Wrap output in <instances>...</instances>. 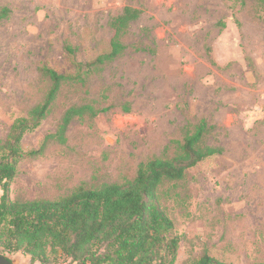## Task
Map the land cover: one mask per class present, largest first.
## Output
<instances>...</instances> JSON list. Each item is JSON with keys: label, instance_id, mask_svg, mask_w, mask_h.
Returning a JSON list of instances; mask_svg holds the SVG:
<instances>
[{"label": "rangeland", "instance_id": "1", "mask_svg": "<svg viewBox=\"0 0 264 264\" xmlns=\"http://www.w3.org/2000/svg\"><path fill=\"white\" fill-rule=\"evenodd\" d=\"M126 7L142 14L121 38L123 53L81 67L110 52L111 23ZM44 68L77 79L23 137L24 152L44 149L18 164L13 201L133 180L142 163L174 157L205 121L202 145L223 153L156 191L179 238L174 264L206 254L264 264V0H0V144L44 102ZM82 107L89 112L62 139L50 137Z\"/></svg>", "mask_w": 264, "mask_h": 264}, {"label": "trees", "instance_id": "2", "mask_svg": "<svg viewBox=\"0 0 264 264\" xmlns=\"http://www.w3.org/2000/svg\"><path fill=\"white\" fill-rule=\"evenodd\" d=\"M5 13L2 15L7 17ZM141 14L138 9L124 8L111 23L110 52L91 64L79 65L91 68L115 60L126 48L122 36ZM42 71L51 82L44 102L28 116L16 119L0 144V253L5 257L22 253L33 264H174L179 238L173 235L174 223L161 209L156 191L163 181L180 180L188 169L223 153L221 148L202 145L209 131L207 123L201 121L196 131L186 136L174 157L142 163L133 180L96 189L80 187L56 201H13L10 185L18 164L44 149L42 146L38 151L24 152L23 137L40 126L61 86L77 79L49 68ZM88 112L89 107L70 108L60 135L50 137L62 139L71 121ZM192 264L228 263L206 254Z\"/></svg>", "mask_w": 264, "mask_h": 264}, {"label": "water", "instance_id": "3", "mask_svg": "<svg viewBox=\"0 0 264 264\" xmlns=\"http://www.w3.org/2000/svg\"><path fill=\"white\" fill-rule=\"evenodd\" d=\"M0 264H14V263L0 253Z\"/></svg>", "mask_w": 264, "mask_h": 264}, {"label": "crops", "instance_id": "4", "mask_svg": "<svg viewBox=\"0 0 264 264\" xmlns=\"http://www.w3.org/2000/svg\"><path fill=\"white\" fill-rule=\"evenodd\" d=\"M31 259V258H30ZM14 264H16L14 261H12Z\"/></svg>", "mask_w": 264, "mask_h": 264}]
</instances>
